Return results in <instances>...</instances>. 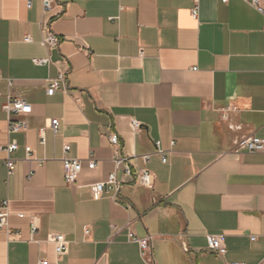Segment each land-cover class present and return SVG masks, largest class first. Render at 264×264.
Instances as JSON below:
<instances>
[{"label": "crops", "instance_id": "obj_1", "mask_svg": "<svg viewBox=\"0 0 264 264\" xmlns=\"http://www.w3.org/2000/svg\"><path fill=\"white\" fill-rule=\"evenodd\" d=\"M193 6L63 0L43 14L41 0L30 9L0 0V147L17 146L13 173L0 166V201L21 238L0 234V264H146L128 230L152 237L151 264L263 263L264 153L233 149L264 140V15L242 0H198L193 19ZM45 29L60 40L52 51L40 44ZM61 74L66 92L48 97L47 81ZM8 95L31 108L17 134L7 133ZM50 120L59 121L56 135ZM115 152L133 174L150 172L152 188L116 170ZM65 157L82 162L74 186L63 178ZM112 173L119 192L93 200L89 187ZM54 234L68 242L59 260L46 241ZM208 235L225 236L224 256L207 250Z\"/></svg>", "mask_w": 264, "mask_h": 264}, {"label": "built area", "instance_id": "obj_2", "mask_svg": "<svg viewBox=\"0 0 264 264\" xmlns=\"http://www.w3.org/2000/svg\"><path fill=\"white\" fill-rule=\"evenodd\" d=\"M33 0H24L25 6L27 9L32 7ZM63 0H41L42 11L43 14L48 13L54 4L62 2ZM229 0H221L222 4H227ZM246 4H248L251 8H253L257 13L264 15V8L261 6L259 0H242ZM193 8L190 11L191 17L193 19L197 18L198 15V0H193ZM112 21V19H111ZM44 36L40 42L43 48L47 51H52L59 45V38L49 30H44ZM25 43H29L30 39L25 38ZM49 59H34L32 60V64L37 67H44L49 65ZM12 83L7 81V87L10 88ZM59 89H63L66 92L65 80L63 74L59 75L56 79H50L47 81L46 95L48 97L53 96V94ZM2 110L5 112L7 116V133L8 134H17L27 130V123L25 118L30 115L31 108L30 106L23 100L17 97H13L8 95L6 97V102L4 103ZM59 121L58 120H50L49 121V129L52 131L53 135H56L59 129ZM133 127L137 129L139 124L133 122ZM40 143H44L43 139V130L39 131ZM110 145L114 148V150L118 149L119 146V138L116 134H112L108 138ZM157 154H162L160 150H158L159 143L155 144ZM17 150V146L15 144H8L4 147H0V151L4 152L7 157L5 160L0 162V166L5 167L7 170V175L10 176L14 171V161L10 158V156ZM70 151V147L65 145L63 147V153L67 155ZM233 152L240 153L245 152L247 154H258L264 153V140L257 138H245L239 141ZM25 154L27 159L31 154V149L29 147L25 148ZM141 159L146 162L148 160V156H142ZM113 163L116 170L122 169V172L125 177L132 179L135 183L146 187L152 188L153 185V177L146 169L137 170L135 174H133L129 160L125 157L119 156L116 154L113 157ZM162 162L165 163L164 157L162 158ZM88 168L90 170L95 169L96 164L94 161H88ZM82 162L77 159L67 158L65 157L62 160V170H63V178L65 184L68 186H74L79 174L81 173ZM122 182L118 181L116 178V174L112 173L109 175L106 182L97 183L89 187L90 195L93 200L100 199L105 193L113 192L117 194L121 187ZM19 218H23V216H19ZM37 231V226L32 221L30 223V239L29 243H35L33 240V236ZM4 234L6 241L12 240H20V234L18 232H13L9 226V213L7 211V202L0 201V234ZM84 234H88V230L85 229ZM128 241L135 243L139 248V253L141 258L146 264H151L150 261V253L152 247V237L147 236L145 238H137L130 230H128ZM256 238H252L254 241ZM47 243L51 244L54 248V254L56 259L59 260L63 256L66 255L68 250V242L62 235L54 234L49 235L46 239ZM207 250L215 253L219 256H224L226 254L225 247V236L224 235H208L206 237ZM38 264H49L47 261H40ZM264 264V261L263 263Z\"/></svg>", "mask_w": 264, "mask_h": 264}]
</instances>
